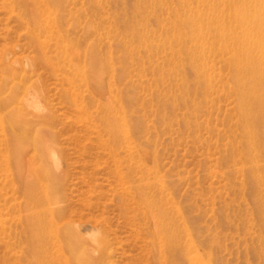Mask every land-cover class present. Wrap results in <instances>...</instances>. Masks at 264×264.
<instances>
[{
  "label": "rangeland",
  "instance_id": "obj_1",
  "mask_svg": "<svg viewBox=\"0 0 264 264\" xmlns=\"http://www.w3.org/2000/svg\"><path fill=\"white\" fill-rule=\"evenodd\" d=\"M43 1L50 18L39 0H0V264L35 257L24 224L36 197L18 178L32 170L33 135L64 171L55 229L94 230L108 243L106 263L191 264L193 243L204 264H264V121L253 122L252 146L241 117L251 101L242 104L235 83L249 72L245 57L264 74V0ZM234 36L237 58L223 41ZM25 77L32 96L20 118L2 103L24 95ZM121 109L126 142L111 133ZM32 118L42 136L23 139ZM148 204L178 233L170 251L153 238ZM43 248L62 260L42 264L64 263L59 244Z\"/></svg>",
  "mask_w": 264,
  "mask_h": 264
},
{
  "label": "bare ground",
  "instance_id": "obj_2",
  "mask_svg": "<svg viewBox=\"0 0 264 264\" xmlns=\"http://www.w3.org/2000/svg\"><path fill=\"white\" fill-rule=\"evenodd\" d=\"M39 5H41L42 8H47L45 11H43V13L47 14L50 18V14H48L47 12L48 8L50 7L49 3L43 0H39ZM38 10L41 9L39 8ZM233 14L235 15V12H233ZM233 22L235 24L236 19H233ZM224 39V48L233 53V55L237 58V37H232L231 41L229 39L225 41ZM192 42L193 44H197L201 41L197 39V37H193ZM202 46L204 45L202 44ZM245 58V63L247 64L244 65V69L249 70V72H246L245 75L242 77H239L237 75L235 83L238 88V91L240 90L239 99L242 104H244L246 101H251L250 108L242 106L241 117L242 119H244L245 122V132L249 140L248 142H250L253 146V140L255 138L253 127L254 123L258 120L262 122L264 121V74L262 72L263 69L261 70V68L257 66V64L252 58ZM191 64H200L199 59L191 62ZM94 69L96 75H98L100 71L98 65H95ZM29 81L30 77L20 79L18 89H21L22 92L25 91L24 95L22 97L19 95L8 96L7 99L4 100L2 103L4 108L10 107L12 104L13 106H15L13 109H16L18 114L20 113V105L27 104L28 100L30 99L29 97L32 96V91H29L31 87H26V84ZM19 116L20 118H22L21 113ZM24 118L25 116L23 117V119ZM15 121H17V119ZM127 122L128 120L126 114L122 109L119 110L118 113L115 112L114 121L111 128L112 138L114 140L117 141L119 138H122L125 140V142L128 141ZM32 123H36V125H32ZM25 125L27 127L24 129L22 134H19L20 137L23 139H28L32 133L38 135H40V133H43V131L39 130L34 132V129L43 126V121L41 120H35L34 118H32L31 120L27 121ZM12 130L13 129H11V131ZM12 133L13 137H16L13 138V141H17L20 143L23 140L19 139L20 137L18 136L15 130H13ZM30 142L32 144H36V148L35 150H33L31 155V160L33 162L32 170L27 173H24V171H21L23 170L21 168V170H19L18 172V178L21 181L24 180L29 182L28 187L30 190L25 189L24 193L27 195L33 194L36 197V204L32 207V210L34 209L33 214H35L34 216L32 214L33 220H31L32 218H30V221L28 220L25 222L26 224H24L26 225L25 233L27 235L26 237L28 243L31 247H33V251H35L33 264H42L43 262H45L44 259L46 258L47 260H50V262L53 263H56V261L58 260H62V258H56L53 255L48 254L46 251L47 249L43 248V244L47 243L49 239L50 244H59L60 249L63 250V252L66 254V257H64V263L61 264H108L105 262L109 254L108 243L104 238H97L96 232L94 230L90 231V233L88 234V228L86 227H80V229H78L74 226H65V228H63V230H61V233L59 234L58 230L55 229V217L57 216L59 219H61L62 217H64L65 214L64 209L60 207L63 196L61 184L64 178V171L62 165L59 164L56 151L53 148H50L48 144L45 143V140L42 139V137L33 135L31 136ZM13 148L15 149L14 153L16 159V161H14L18 165L20 164L24 156L22 153H20L19 145L14 144ZM47 158H52V160L57 166L56 170L58 172L50 175L47 174V172L42 166ZM38 163H40L41 166L39 167L40 170L35 169ZM25 174L27 175V177H25ZM30 186L36 189H33ZM147 213L156 222L153 233L154 240L159 241V243H161L164 248L168 249V251L172 250V247L178 244L179 236L178 233L174 231L171 232L170 229L172 226L170 222L166 223L168 216L167 212L161 209L153 211V205L148 204ZM82 233L85 234V237H83L84 235ZM44 234L46 236H44ZM55 240H59L58 243L54 242ZM87 242H91L90 245H92V248H84ZM191 247L192 251L188 250L190 251L189 255L191 256L192 254V256L190 257V263L204 264L203 262L206 259H204V261L202 260V258L198 254V250V253L196 252V248H194L193 243H191ZM182 254L184 256V250Z\"/></svg>",
  "mask_w": 264,
  "mask_h": 264
}]
</instances>
